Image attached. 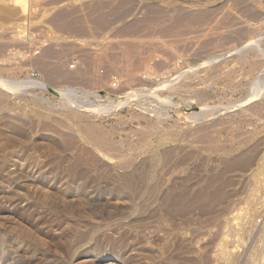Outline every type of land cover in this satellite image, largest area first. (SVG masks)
I'll return each mask as SVG.
<instances>
[{"label":"rangeland","instance_id":"rangeland-1","mask_svg":"<svg viewBox=\"0 0 264 264\" xmlns=\"http://www.w3.org/2000/svg\"><path fill=\"white\" fill-rule=\"evenodd\" d=\"M0 264H264V0H0Z\"/></svg>","mask_w":264,"mask_h":264},{"label":"bare ground","instance_id":"bare-ground-1","mask_svg":"<svg viewBox=\"0 0 264 264\" xmlns=\"http://www.w3.org/2000/svg\"><path fill=\"white\" fill-rule=\"evenodd\" d=\"M21 3H22V1H21Z\"/></svg>","mask_w":264,"mask_h":264}]
</instances>
